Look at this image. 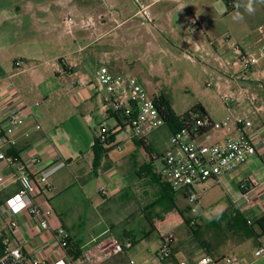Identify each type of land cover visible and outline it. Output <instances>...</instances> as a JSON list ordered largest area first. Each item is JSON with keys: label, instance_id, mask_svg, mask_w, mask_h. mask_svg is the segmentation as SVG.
Listing matches in <instances>:
<instances>
[{"label": "rangeland", "instance_id": "rangeland-1", "mask_svg": "<svg viewBox=\"0 0 264 264\" xmlns=\"http://www.w3.org/2000/svg\"><path fill=\"white\" fill-rule=\"evenodd\" d=\"M29 1L42 4L52 0H0V84L14 83L21 93H28L34 101H42L45 96L42 104L37 106L45 118L51 120L62 111L74 113V105L68 97L60 95L61 88H67L69 79L57 75L53 65L58 62V56L84 47L80 56L92 74L103 65L115 75L136 77L135 68L150 74L152 86L147 90L151 95H167L176 115L202 104L213 120L219 121L228 115L248 116L253 122L264 120V3L259 0H254L255 11L251 14L244 9L247 0H161L149 9L152 22L142 18L149 24L142 25L141 19L136 17L134 22L138 26L134 29L126 25L97 41L86 38L76 45L65 46L48 39L46 33L39 31L40 26L28 24ZM137 1L128 0L127 15L145 3L144 0ZM237 4L239 8L235 7ZM237 11L243 19H233ZM149 26L153 31H147ZM84 32L91 33L89 30ZM87 43L90 45L85 47ZM235 43L246 55L257 56L251 70H246V62L236 53ZM251 92L256 95L254 100L247 98ZM225 95L232 98L230 110L223 101ZM82 117L79 114L64 127L67 136L79 140L85 147L87 137L95 141V136L99 137L102 130L97 124L86 125ZM107 122L114 125L112 119ZM133 138L123 143L122 149L111 150V159L117 164L125 158L130 160L131 164L125 168L129 173L135 172V167L145 160L154 162L157 169L163 168L161 156L153 161L152 155L137 143L139 139ZM170 138L171 130L166 124L149 135L160 154L170 147ZM204 140L205 136L199 138V141ZM134 178L138 181L130 186V190L126 188V195L105 201L99 192L101 178L92 170L88 174L85 192L94 204L88 203L86 207L88 216L83 217L84 226L93 228L97 235L109 225L113 235L103 237L105 245L95 251H92V243L86 245L87 255L95 264L120 263L117 254L106 257V251L113 249L116 231L128 226L139 234L147 232V237L134 249L137 261L153 253L161 237L171 230L175 235L174 253L179 261L195 264L200 254L207 252L214 260L212 264H224V258L229 256H236L240 264H264V255H255L259 237L254 231L260 232L259 226L232 227L230 219L221 218L234 201L233 190L226 184L214 185L204 192L202 186H197L200 198L195 203L177 191L175 201L182 216L170 218L163 207L156 206L154 217L159 231L151 230L140 211V207L153 202L154 188L141 185L147 180ZM70 185L67 179L62 180L61 186H69L64 194L80 196L79 186ZM126 199L128 205L124 204ZM185 220H195L200 225L194 227L199 229L200 239ZM260 238L264 241V235Z\"/></svg>", "mask_w": 264, "mask_h": 264}, {"label": "crops", "instance_id": "crops-1", "mask_svg": "<svg viewBox=\"0 0 264 264\" xmlns=\"http://www.w3.org/2000/svg\"><path fill=\"white\" fill-rule=\"evenodd\" d=\"M140 1L138 0L137 2ZM158 1L161 0H144L145 3H142L140 7L149 6L148 9H151ZM127 8L128 0H52L47 3L43 2L42 4H35L29 1L27 3V19L30 20L28 24L40 26L39 31L42 34L46 33V37L51 41L64 46L69 43L76 45L78 42L86 40V38H93L91 42L97 41L116 33L117 30H120L126 25H129V29H134L138 26L137 22H134V18L136 17L141 19L142 25L145 23L149 24L142 19L143 17L139 14V8L130 15L126 13ZM67 13H71L76 20V24L70 31L64 22ZM192 20L196 22L194 18ZM84 22L88 25L82 26ZM85 30H89L91 33L84 32ZM147 31H153L152 27L149 26ZM88 45L90 43L84 46L86 47ZM83 49L84 47H78L77 50L69 51L58 56V62L53 65L54 72L57 75H65L69 79L67 88L64 89L62 87L60 95L64 98L68 97L74 105L75 110L73 114H66V112L62 111L60 115L57 114L51 120L45 118L42 116L40 109L37 108L45 100V96L42 97V101H34L32 97H29L28 93H21L14 83L6 81L0 84L2 87L12 84L19 93L17 99L1 101L0 110L2 108L4 109L6 104L10 107L16 106L17 102L18 105H22L23 103L26 105V108L20 112L24 117L23 125L19 126L10 136L12 141L10 150H13L15 154L22 153L25 150L29 152H40L42 159L41 168L44 170L54 169V173L49 177V182L52 187L51 190L46 191L45 189L39 195L40 199L47 197L53 207L54 214L49 219V227L43 228L40 225L39 219L31 216L29 213L23 212L15 215L14 219L19 224L17 231L13 232L9 227L3 226L0 232V257L3 254V241L8 240L21 247L27 264H52L61 258H67L70 264H95L94 259L89 258L87 255L85 250L86 245L92 243V251H95L99 246L105 245L103 243L105 242L103 237L108 238L112 232L110 226L106 225L96 235L92 231L93 228L86 229L84 226L85 222L83 217L88 216L86 207L87 205L89 206L88 203L94 204L89 194L85 192L88 183L86 179L90 171H94L101 178V183L104 174H108L111 177L107 186L109 194L104 197L105 201L116 196L126 195V188L128 187L127 189L130 190V186L138 181L134 178L137 176L140 180H147L142 182L141 185L145 184L148 187L154 188L156 196L153 198V202L150 203L153 205L154 201L160 196L161 182L166 181L162 171L163 168H155L154 162L145 160L135 167V172L129 173L125 168L131 164L130 160L128 161L125 158L117 164L111 159V150L115 148L122 149L123 143L134 138L132 137L131 129L127 126L117 127L115 117L106 109L105 99L108 96L107 92L97 80L96 72L98 69L92 74L88 66L83 64V58L80 56V52ZM135 71L136 78L146 89H149L152 86L151 75L146 74L142 69L135 68ZM72 83L74 85L69 87ZM21 100L24 102H20ZM38 102L39 104L37 105ZM228 108L230 110V105ZM79 114H82L83 121L86 125H100L102 130L101 134L104 131L114 135V141L109 145H104L108 152L104 153L100 146H96L94 149V141H90L89 137L86 139L87 145L82 147L79 140L76 141L74 138L71 139L70 136H67L64 126L69 124V121L72 119L78 117ZM94 114L98 115L99 118ZM210 118L212 119L211 116ZM111 119L114 121V125H110L107 122ZM37 125H41V128L37 129ZM26 132L30 133L28 137L25 135ZM229 134L236 135L239 134V131L231 130L230 132L222 131L221 133H215L213 130H210L206 133L204 141H219ZM253 137L258 147V153L256 155L251 156L246 162L237 165L233 170L224 174L219 181L209 179L204 184L199 185L202 186L201 190L204 192L203 189L205 186H209L210 188L214 185L226 184L230 190H233L234 198L228 210H233L235 215L243 214L252 220L264 215V166L261 167V163L264 165L262 160V156L264 155V120L254 122ZM144 141L147 146L152 147L158 152L155 145L149 140V135L144 138ZM144 148L147 151L146 147ZM118 166L123 167L119 168ZM0 177L2 179V186L0 188V215L7 219L9 216L6 212L4 213L3 204L7 198L19 190V184L13 175L12 169L5 163H0ZM246 178L252 179L250 180L251 184L241 188V183ZM64 179L69 181L70 186L78 185L79 190L82 192L81 195H65L64 191L69 186L66 188L61 186L62 180ZM40 187L42 188L43 186L40 184ZM248 192L250 194V200L246 201L243 198V194ZM124 204L128 205L127 199L124 201ZM146 206L140 207V211L143 214V208ZM166 212L170 218L172 216H180L173 212ZM157 219L159 221V217ZM60 225L66 227L72 237L81 243L84 252L83 259L72 260L68 256L66 249L61 246L56 234V229ZM157 226L160 229L158 224ZM129 227H124L116 231L115 237H123L121 241L127 238L133 239V247L120 253H115L112 248L108 249L106 251V257H111V253L117 254L120 257L119 264H128L131 259L135 260L137 264H158L155 254L162 244L163 237H161L153 253L137 261L134 249L147 235L144 236L143 231L139 234L137 230ZM86 234H90L88 235V239H85ZM258 239V247L263 250L262 255H264V241L260 237ZM175 247L173 246L172 256L166 264H177L179 262L177 255L174 253ZM204 255L210 254L203 252L198 259Z\"/></svg>", "mask_w": 264, "mask_h": 264}, {"label": "built area", "instance_id": "built-area-1", "mask_svg": "<svg viewBox=\"0 0 264 264\" xmlns=\"http://www.w3.org/2000/svg\"><path fill=\"white\" fill-rule=\"evenodd\" d=\"M140 1V0H139ZM149 6H142L139 14L152 22ZM64 22L70 31L76 24L71 13H67ZM86 22L82 26H87ZM236 53L246 62V69L251 70L257 62V56L246 55L241 47L235 43ZM263 54V52H262ZM99 84L106 90L107 98L105 106L110 112L121 118V123L117 127L127 126L132 131V137L144 139L150 135L155 129L162 125H167V121L161 114L156 102V95H151L143 84L133 76L124 74H113L107 66H101L96 72ZM74 84H70L72 87ZM209 85V84H208ZM19 93L14 85L0 86V102L17 99ZM248 99L254 100L255 93L251 92L247 96ZM230 95L223 96V101L227 106L230 105ZM20 102H24L21 100ZM39 102L37 103V105ZM26 105L10 107L5 105L0 110V163H5L13 171V175L18 181L19 190L6 199L3 204L4 213L9 218L5 219L0 215V232L3 226L9 227L16 232L19 224L15 215L23 212L29 213L31 216L37 217L43 228L49 227V219L53 216L54 211L47 197L39 198L45 189L51 190L49 177L54 173V169L44 170L41 168V153L29 152L27 150L19 154H9L8 150L12 146L10 136L15 130L23 125L24 117L21 111ZM37 129L41 125L36 126ZM213 130L215 133L222 131H239V134H229L219 141H199V138L206 136L201 134L205 129ZM254 122L248 117L228 115L219 121H213L209 117L201 116L195 112L184 120V126L176 131H171L170 148L167 149L163 156V174L167 183L173 190L186 192V198L195 203L199 201L200 195L196 187L204 184L209 179L219 181L221 177L233 170L237 165L246 162L251 156L258 153V147L253 137ZM209 130V131H210ZM25 135L28 137L29 132ZM104 140V137H102ZM264 162V155L262 156ZM108 174H104L99 192L103 197L109 194ZM252 179L246 178L241 183V188L251 184ZM40 184L43 186L40 187ZM2 179L0 177V188ZM209 186L204 187V191ZM19 198L14 200V198ZM243 198L250 200V194L244 193ZM10 201H14L10 203ZM21 204L24 206L21 207ZM18 208L19 211L13 209ZM196 211V208H192ZM192 223H197L192 220ZM61 246L64 248L69 239L72 237L69 230L60 225L56 229ZM175 243V235L169 231L162 239V244L156 252L155 257L158 264H166L173 253ZM134 240L127 238L120 241L114 239L113 251L115 253L124 252L126 249L132 248ZM263 250L257 249L256 256L262 255ZM214 262L210 255L200 257L195 264H212ZM0 264H27L19 245L8 240L3 241V254L0 257ZM52 264H70L67 258H61ZM128 264H137L135 260H129ZM177 264H188L186 261H179ZM224 264H240L236 256L224 258Z\"/></svg>", "mask_w": 264, "mask_h": 264}, {"label": "trees", "instance_id": "trees-1", "mask_svg": "<svg viewBox=\"0 0 264 264\" xmlns=\"http://www.w3.org/2000/svg\"><path fill=\"white\" fill-rule=\"evenodd\" d=\"M246 70H248V69H246ZM156 102H157L158 107L161 111V114L164 116L165 120L167 121V125L171 131H176V130L182 128L184 126V120L189 118L192 115V113L197 112L201 116H204V117L206 116V117L210 118L207 109L202 104L196 105L191 110H189V111H187L184 114L179 116L173 112L171 102H170L169 98L167 97V95H165L164 93H160L159 95H156ZM112 115L115 117L117 124L121 123L122 120L118 115H116L114 113H112ZM209 130H210V128L205 129L201 134L207 133ZM102 137H104V140L102 139ZM113 141H114V135H111L110 132H104L103 131V133L99 137H97V136L95 137L93 148L95 149L96 146H100V147H102V150L104 151V153H106L108 151L104 145H109ZM138 144H141L144 147H146L147 151L152 155L153 159H155L158 156H163V154L161 155L160 153L156 152L152 147L147 146L144 139H139ZM8 153L9 154H15V152L13 150H8ZM160 185H161V191H160L159 198L156 201H154L153 205L150 204L149 206H146L145 208H143L144 216H145L146 220L148 221V223L150 224L151 230H160L159 227L157 226L156 222H155V217H154V209L156 206H161L166 211L173 212L177 215L182 216V212H181L179 206L177 205V203L175 201L176 191L173 190L172 187H170V185L167 183V181L161 182ZM182 194L186 197V192H182ZM231 211L232 210H230V209L226 210V212L223 215H221V218L230 219V225L232 227L233 226L234 227H241V228L245 227V226L253 227V225L256 224L260 228V232H257L256 230L254 231L256 233V235L258 237L264 235V215L252 220L250 218H247L243 214L235 215V212L231 213ZM185 222L191 228L194 235L200 239L201 236H200L199 229H194L195 226L199 227L200 225H198V223H192V220L191 221L185 220ZM143 235L146 236L147 232H143ZM122 238L123 237H121V236L117 237V239L120 241ZM64 248L66 249L68 256L72 260L83 259L84 252H83V249L81 247V243L79 241H77L76 239H74L73 237H71L69 239L68 244Z\"/></svg>", "mask_w": 264, "mask_h": 264}, {"label": "clouds", "instance_id": "clouds-1", "mask_svg": "<svg viewBox=\"0 0 264 264\" xmlns=\"http://www.w3.org/2000/svg\"><path fill=\"white\" fill-rule=\"evenodd\" d=\"M259 2H260V3H264V0H259ZM235 7L239 8L240 5L237 4V5H235ZM244 9H245V11H246L247 13H249V14L253 13V12L255 11V8H254V0H247L246 4L244 5ZM233 19H234V20H240V19H243V16H242V14H241L239 11H237V12L234 14V16H233ZM16 199H19V198H18V197H17V198H14V200H16ZM13 202H14V201H10V203H13ZM23 206H24V205L21 204V207H23ZM13 210H14V211H19L18 208L13 209Z\"/></svg>", "mask_w": 264, "mask_h": 264}]
</instances>
